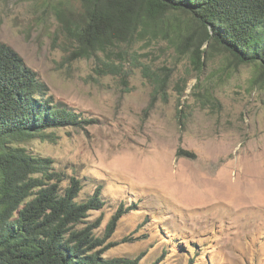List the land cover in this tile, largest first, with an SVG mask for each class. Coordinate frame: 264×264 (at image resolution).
Returning <instances> with one entry per match:
<instances>
[{
  "label": "rangeland",
  "instance_id": "rangeland-1",
  "mask_svg": "<svg viewBox=\"0 0 264 264\" xmlns=\"http://www.w3.org/2000/svg\"><path fill=\"white\" fill-rule=\"evenodd\" d=\"M54 4L0 0V42L38 73L54 104L82 120L28 144L80 180L79 201L99 191L103 207L78 227L99 222L93 231L104 240L100 248L110 246L105 254L141 257V264H264L260 68L216 53L203 57L199 73L189 53L146 39L129 46L138 62L129 65L126 86L104 68L103 52L74 54ZM188 17L173 13L171 20L184 41L197 43L202 26ZM143 65L171 76L167 100H154Z\"/></svg>",
  "mask_w": 264,
  "mask_h": 264
},
{
  "label": "trees",
  "instance_id": "trees-1",
  "mask_svg": "<svg viewBox=\"0 0 264 264\" xmlns=\"http://www.w3.org/2000/svg\"><path fill=\"white\" fill-rule=\"evenodd\" d=\"M53 9L62 33L74 42V54L103 52L104 68L126 86L128 67L138 62L129 46L146 39H165L189 53L199 73L204 56L221 53L264 75V0H55ZM173 13L200 24L201 40L184 41ZM143 72L155 87L154 100H167L171 76L148 65ZM200 84L201 78L195 88ZM81 121L76 112L54 104L38 73L0 42V264H141V257L107 256L110 246L100 248L104 240L93 231L99 222L78 227L90 211L103 207L99 191L79 201L80 180L28 147L49 129Z\"/></svg>",
  "mask_w": 264,
  "mask_h": 264
}]
</instances>
